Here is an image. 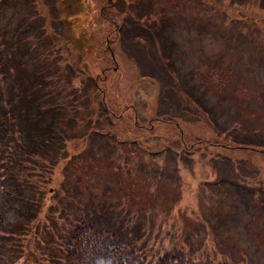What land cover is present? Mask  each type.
I'll return each mask as SVG.
<instances>
[{
  "label": "rangeland",
  "instance_id": "374dc122",
  "mask_svg": "<svg viewBox=\"0 0 264 264\" xmlns=\"http://www.w3.org/2000/svg\"><path fill=\"white\" fill-rule=\"evenodd\" d=\"M13 30L0 264H61L79 222L139 263L264 264V0H0Z\"/></svg>",
  "mask_w": 264,
  "mask_h": 264
},
{
  "label": "trees",
  "instance_id": "16d2710c",
  "mask_svg": "<svg viewBox=\"0 0 264 264\" xmlns=\"http://www.w3.org/2000/svg\"><path fill=\"white\" fill-rule=\"evenodd\" d=\"M26 29H28V27ZM13 37H14V30L13 32L10 33L8 39L7 37L0 39L1 44L3 45L4 43H7V41L12 42ZM1 44H0V49L2 48ZM11 49H13L12 46H10V48H6L5 50L1 51L0 59L7 58L8 55L10 56ZM3 52H6V53H3ZM49 69H51V67ZM51 70H53V68ZM50 78L51 77L49 78L47 77V81L45 80L46 84L49 80H51ZM3 81L5 83V86L7 87L9 85V75L2 78L1 82ZM93 81L95 83L96 79L93 78ZM1 82L0 84H2ZM37 88L39 87L34 86V91ZM52 88L55 91L61 88V86L59 84L58 85L52 84ZM29 90L30 89H27V91ZM9 91L13 92L11 90V87L7 89L6 96H9L8 95ZM18 107H21V105H19ZM48 113H49L48 117L50 115L52 117L54 116L55 113H58V111H56L55 107L54 108L48 107ZM9 123H8L6 113L1 112L0 114V139H1V136L5 135L3 133L4 131L7 132L10 130V128H12V125H9ZM8 188L9 187L7 186L5 182H0V195L2 196L4 194L9 193L11 189L8 190ZM17 188L18 187L14 186L15 192H17L16 191ZM15 195L17 196L18 194H15ZM0 200H2L3 202L6 201V203L9 202V200H6L4 196L1 197ZM23 202H25L24 199H23ZM109 232H110V235L116 236L117 238L116 239L111 238L112 239L111 243L109 241H102L101 238L105 236L106 233H109ZM119 238L120 237L118 233L115 234L114 232L108 229L99 228L90 222L75 223L68 229L65 240L63 241L61 264H84L87 260L91 259L94 255L102 251L103 252L107 251L108 253H110L111 255L110 264H187L188 263L184 257H182L177 251L172 250V249L163 250L160 253H158L156 256H154L151 260H148L146 262H143V263L136 262L135 252L128 251L129 247L132 244V241L131 240H120ZM1 257L2 255H1V250H0V259Z\"/></svg>",
  "mask_w": 264,
  "mask_h": 264
}]
</instances>
